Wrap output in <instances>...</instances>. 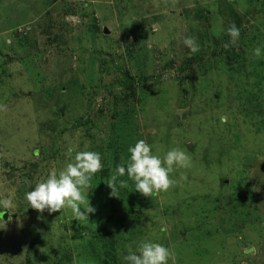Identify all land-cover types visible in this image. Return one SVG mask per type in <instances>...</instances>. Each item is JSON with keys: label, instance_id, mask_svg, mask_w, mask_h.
Here are the masks:
<instances>
[{"label": "rangeland", "instance_id": "rangeland-1", "mask_svg": "<svg viewBox=\"0 0 264 264\" xmlns=\"http://www.w3.org/2000/svg\"><path fill=\"white\" fill-rule=\"evenodd\" d=\"M232 24L240 36L225 48ZM257 46L264 0H0V198L14 201L0 208V264H125L144 240L170 246L176 264H264ZM137 139L161 156L179 147L192 166L166 192L145 197L125 175L112 196ZM69 146L104 165L81 220L24 199Z\"/></svg>", "mask_w": 264, "mask_h": 264}, {"label": "clouds", "instance_id": "clouds-1", "mask_svg": "<svg viewBox=\"0 0 264 264\" xmlns=\"http://www.w3.org/2000/svg\"><path fill=\"white\" fill-rule=\"evenodd\" d=\"M227 34L231 39L224 45L225 48L239 39L240 29L232 24L227 29ZM183 43L192 53L200 51V45L194 37H185ZM252 54L257 58L264 56V46L255 47ZM3 107L0 105V108ZM227 121L226 115L220 117L222 124ZM74 151L75 155L62 168L51 171L42 182L25 193L24 199L31 208L40 213L46 210L50 214L70 209L72 217L76 220L88 217V213L96 211L90 203L84 206L85 200L88 199L85 192L93 177L104 167L101 153L93 150H75L72 146L67 148L68 153ZM128 152L130 156L127 164H117L107 183L112 189V196L116 192L117 184L121 187L127 185V180L120 179L125 175L133 182L135 191L145 197L166 192L176 183L172 174L177 169H188L192 166L191 156L183 149L173 147L161 156L145 139H137L129 146ZM12 207L13 199L0 198V208ZM162 231H166V228H162ZM254 252L255 246L244 249L246 255ZM122 260L125 264H176L175 253L170 246L150 240L141 241L135 251L130 248Z\"/></svg>", "mask_w": 264, "mask_h": 264}, {"label": "trees", "instance_id": "trees-1", "mask_svg": "<svg viewBox=\"0 0 264 264\" xmlns=\"http://www.w3.org/2000/svg\"><path fill=\"white\" fill-rule=\"evenodd\" d=\"M132 81H133V80H131V79H127V80H126V83L129 85V88H131V86H132V84H133ZM77 122H78V123H81V119H78Z\"/></svg>", "mask_w": 264, "mask_h": 264}, {"label": "water", "instance_id": "water-1", "mask_svg": "<svg viewBox=\"0 0 264 264\" xmlns=\"http://www.w3.org/2000/svg\"><path fill=\"white\" fill-rule=\"evenodd\" d=\"M5 219H7V216L5 215Z\"/></svg>", "mask_w": 264, "mask_h": 264}]
</instances>
